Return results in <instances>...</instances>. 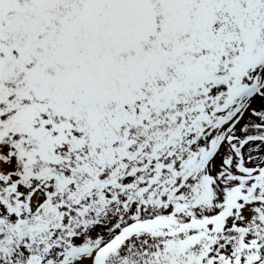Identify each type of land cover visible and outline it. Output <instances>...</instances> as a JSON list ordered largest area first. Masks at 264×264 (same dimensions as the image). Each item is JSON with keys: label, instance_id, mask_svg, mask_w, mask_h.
<instances>
[{"label": "snow or ice", "instance_id": "1", "mask_svg": "<svg viewBox=\"0 0 264 264\" xmlns=\"http://www.w3.org/2000/svg\"><path fill=\"white\" fill-rule=\"evenodd\" d=\"M0 264H264V0H0Z\"/></svg>", "mask_w": 264, "mask_h": 264}]
</instances>
